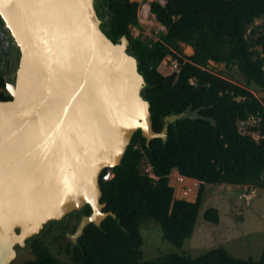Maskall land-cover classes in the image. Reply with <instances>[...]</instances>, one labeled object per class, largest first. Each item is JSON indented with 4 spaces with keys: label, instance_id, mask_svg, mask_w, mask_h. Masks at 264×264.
Segmentation results:
<instances>
[{
    "label": "trees",
    "instance_id": "16d2710c",
    "mask_svg": "<svg viewBox=\"0 0 264 264\" xmlns=\"http://www.w3.org/2000/svg\"><path fill=\"white\" fill-rule=\"evenodd\" d=\"M95 7L109 38L116 42L121 35H129L128 52L138 58L147 79L142 95L151 101L155 131H161L164 117L172 112L198 111L213 119L178 120L170 125L168 140L148 141L139 128L121 164L113 167L114 177L102 185L101 209L115 216L107 214L85 224L77 243L69 241L72 260L75 264H264V249L254 260L235 257L224 246L197 258L173 252L144 260L140 232L143 223L155 221L166 240L182 246L195 231L205 184L264 188V103L249 88L205 68L210 60L235 63L249 84L264 89V55L254 58L247 36L249 26L264 17V0H168L164 6L155 2L153 11L167 32L150 44L130 34V25L139 24L138 2L95 0ZM257 43L264 54V36ZM182 44L192 46L194 53L184 54ZM170 57L177 60L179 70L164 74L162 68ZM5 86L0 67V100L9 99ZM251 117L255 123L243 130L240 123ZM143 155L155 177L141 171ZM175 169L181 174L177 187L183 197L194 198L200 181L195 201L174 197L170 175ZM92 213L93 206L86 205L55 223L76 216L78 224L71 229L75 232L82 216ZM204 218L219 223L218 209L208 208ZM27 242L35 257L22 264H67L36 236Z\"/></svg>",
    "mask_w": 264,
    "mask_h": 264
},
{
    "label": "water",
    "instance_id": "95a60500",
    "mask_svg": "<svg viewBox=\"0 0 264 264\" xmlns=\"http://www.w3.org/2000/svg\"><path fill=\"white\" fill-rule=\"evenodd\" d=\"M0 16L21 53L0 100V264H9L15 246L86 205L93 213L67 233L74 244L89 220L115 216L101 209L102 185L139 128L168 140L178 120L213 118L172 112L155 131L129 35L107 36L95 0H0Z\"/></svg>",
    "mask_w": 264,
    "mask_h": 264
},
{
    "label": "rangeland",
    "instance_id": "374dc122",
    "mask_svg": "<svg viewBox=\"0 0 264 264\" xmlns=\"http://www.w3.org/2000/svg\"><path fill=\"white\" fill-rule=\"evenodd\" d=\"M138 29V32L134 31L130 25V34L133 37H141L149 44L162 35H155L141 26ZM247 36L250 38L254 58L262 57L264 55L262 45L258 44L257 41L259 37L264 36V17L256 19L249 26ZM182 49L186 55L194 53V48L190 45L182 44ZM0 50L2 51V59L5 60L9 55L4 44L0 43ZM205 68L218 76L249 88L264 103V89L255 83L249 84L247 78L235 63L227 64L225 61L210 60ZM178 70L177 60L170 57L164 64L162 73L169 74ZM255 121V118L251 117L248 121L241 122L240 126L243 130H246ZM140 169L142 172L153 175L152 166L145 155L140 160ZM178 176V172L170 175V184L175 188L174 197L195 201L200 182L197 184L195 197L192 199L186 198L178 192ZM240 193L241 189L238 187L229 189L221 184H205L204 201L199 212L195 231L190 238L185 240L182 246H177L166 240L163 237L162 229L155 221L143 223L140 228L143 237L141 247L143 259H156L173 252L197 258L212 248L224 246L235 257L258 260L264 249V188L257 186V194L249 202L241 199ZM211 207L218 209L220 219L217 224L204 218L205 211ZM77 224L78 218L76 216L69 217L64 223L49 222L35 236L60 260L67 264H75L67 252L70 241L67 233L71 232V229ZM16 251L14 259L9 264H22L26 260L35 257L29 242L25 246H17Z\"/></svg>",
    "mask_w": 264,
    "mask_h": 264
},
{
    "label": "built area",
    "instance_id": "2783aa9c",
    "mask_svg": "<svg viewBox=\"0 0 264 264\" xmlns=\"http://www.w3.org/2000/svg\"><path fill=\"white\" fill-rule=\"evenodd\" d=\"M138 2L137 18L138 25H131L134 31H139V26L150 30L155 35L164 34L167 32V27L157 19L156 13L153 11V3L166 5L168 0H132ZM179 66V65H178ZM151 175V174H150ZM155 177V175H151ZM257 194V186L254 184H246L244 190L240 193V198L246 202L251 201Z\"/></svg>",
    "mask_w": 264,
    "mask_h": 264
},
{
    "label": "flooded vegetation",
    "instance_id": "af4514ba",
    "mask_svg": "<svg viewBox=\"0 0 264 264\" xmlns=\"http://www.w3.org/2000/svg\"><path fill=\"white\" fill-rule=\"evenodd\" d=\"M0 43L4 44L5 50H7L8 55H9L7 58H5V60L2 59V54H1L2 51L0 50V67H1L2 71L4 72V74L8 76L9 81L12 83H16L17 75H18L17 67H18V64H19V61L21 58V53H20L18 46L15 43V40L13 39L10 31L6 27L1 16H0ZM5 95L8 98H10V94L7 91L6 86H5ZM52 222H54V221H52ZM37 234H35V235H37ZM35 235H33V236H35ZM33 236H31V237H33ZM31 237H29V238H31ZM29 238L26 239V244H27V240ZM16 248H17V246H15V250H16Z\"/></svg>",
    "mask_w": 264,
    "mask_h": 264
},
{
    "label": "crops",
    "instance_id": "0c3cea01",
    "mask_svg": "<svg viewBox=\"0 0 264 264\" xmlns=\"http://www.w3.org/2000/svg\"><path fill=\"white\" fill-rule=\"evenodd\" d=\"M175 171V172H174ZM179 173V171L178 170H173V172L171 173V174H176V173ZM180 174V173H179ZM189 178V177H188ZM222 186H227V188H233V187H238L239 189H241V192L244 190V188H245V186H246V184H225V183H223V184H221Z\"/></svg>",
    "mask_w": 264,
    "mask_h": 264
},
{
    "label": "bare ground",
    "instance_id": "6f19581e",
    "mask_svg": "<svg viewBox=\"0 0 264 264\" xmlns=\"http://www.w3.org/2000/svg\"><path fill=\"white\" fill-rule=\"evenodd\" d=\"M190 52V51H189ZM191 54V53H190ZM181 175V174H180ZM183 176V175H182ZM186 177V176H185Z\"/></svg>",
    "mask_w": 264,
    "mask_h": 264
}]
</instances>
